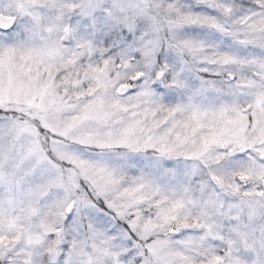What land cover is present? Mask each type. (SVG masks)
<instances>
[{"label": "snow or ice", "instance_id": "1", "mask_svg": "<svg viewBox=\"0 0 264 264\" xmlns=\"http://www.w3.org/2000/svg\"><path fill=\"white\" fill-rule=\"evenodd\" d=\"M0 264H264V0H0Z\"/></svg>", "mask_w": 264, "mask_h": 264}]
</instances>
